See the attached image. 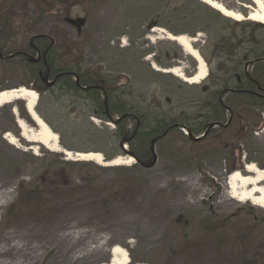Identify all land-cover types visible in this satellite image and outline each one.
<instances>
[{
    "label": "rangeland",
    "instance_id": "1",
    "mask_svg": "<svg viewBox=\"0 0 264 264\" xmlns=\"http://www.w3.org/2000/svg\"><path fill=\"white\" fill-rule=\"evenodd\" d=\"M216 1L244 16L252 7L250 0ZM181 5L183 17L176 11ZM157 28L196 38L195 47L211 59L212 77L192 84L160 71L174 67L188 76L196 65ZM242 31L235 30L241 40ZM216 32L233 30L187 0H0V91L33 88L12 52L44 34L62 60L107 75L132 106L194 121L205 106L204 88H215L235 66L213 50ZM252 32L246 31L252 41L263 38L264 29L257 26ZM132 41L134 48L128 50ZM244 69L251 73L252 66ZM262 81L264 85V76ZM43 96L37 109L58 127L71 151H109L105 136L92 133L87 122L108 130L115 128L113 122L88 118L87 103L71 93L45 91ZM229 99V94L223 97ZM226 103L235 112L228 113L230 124L223 130L203 137L178 127L156 143L150 166L137 165L126 144L121 156L134 162L110 167L66 160L64 153L26 142L17 117L31 130L38 128L25 101L0 107V195L6 201L0 207V242L15 238L42 244L35 264H106L115 245L128 253L130 264H264V209L228 198L224 191L232 171L246 174L248 162L264 168V104L256 108L240 98ZM257 126L259 135L254 134ZM6 133L17 138L15 146L4 138ZM60 169L63 184L56 188L51 174ZM34 181L44 186L40 193L32 194L29 184ZM74 251L77 260L71 261Z\"/></svg>",
    "mask_w": 264,
    "mask_h": 264
},
{
    "label": "trees",
    "instance_id": "2",
    "mask_svg": "<svg viewBox=\"0 0 264 264\" xmlns=\"http://www.w3.org/2000/svg\"><path fill=\"white\" fill-rule=\"evenodd\" d=\"M187 1L203 7L211 20L220 22L224 27L233 30V32L225 35L216 32L213 50L218 52L219 55H227L235 64L233 68L227 69L222 82L215 88L213 86L204 88L205 106L202 113L200 112L198 118L194 121L187 115L183 121H177L174 118H164L149 111H144L140 107L132 106L116 92L107 75L82 65L72 66L62 60L57 46L47 35L42 34L33 37L26 49L15 50L12 52L14 53L12 56L19 59L29 80L33 83L32 89L41 96L38 104L42 102L45 91L54 93L59 90L61 93H71L87 103L89 110L86 116L88 118L95 117L101 121L115 124L113 130H108V128L99 129L93 123L87 122L92 133L95 132V134L99 133L105 136L110 149L109 151L99 149L98 152L101 151L100 153L107 161L114 159L116 156L125 155L124 145L127 144L129 147L128 153L135 158L137 165L150 166L155 162L154 147L156 143L166 138L176 128L185 127L190 135L202 134L206 137L219 129L223 130L230 124L227 115L228 113L234 115L235 106L226 102L240 98L253 101L255 105L264 104V85L262 84V77L264 76V35L261 40L252 41L250 38L253 35H247L246 33V31H249L253 34L252 31L255 32L257 26L264 29V24H255L248 20L235 21L199 0ZM176 11L180 17L186 14L183 5L176 8ZM199 29L205 32L209 30L202 26ZM237 29L243 30L240 34L242 40L238 39L239 35L235 32ZM143 33L142 37L144 36ZM236 39L238 40L236 41ZM130 48H134V41L127 49ZM144 51L143 48L139 49L141 53L139 57H144V54H146ZM199 51L207 65L211 67V59H209L205 50L199 49ZM0 58H3V54L0 55ZM191 62L196 65L193 58H191ZM168 66L165 65L166 68ZM245 66H252L251 73L245 71ZM211 77L212 72L210 70L207 78ZM259 86H261V89ZM226 94L230 95V99L225 102L223 97ZM37 111L51 129L60 135L61 145L68 150H73L71 146L64 142L58 127L39 109ZM90 130L87 129L89 132ZM51 175H54L56 177L53 176L54 179H57L56 188L62 186L61 180L64 171L60 169V171H54ZM29 187L33 189L32 194L40 193L44 189V186L43 188H40V185L38 187L35 181L30 183Z\"/></svg>",
    "mask_w": 264,
    "mask_h": 264
},
{
    "label": "bare ground",
    "instance_id": "3",
    "mask_svg": "<svg viewBox=\"0 0 264 264\" xmlns=\"http://www.w3.org/2000/svg\"><path fill=\"white\" fill-rule=\"evenodd\" d=\"M200 1L218 10L226 17H230L234 20H252L260 24H264V0H250L252 1V7H250V11L247 16H244L239 11L225 7L222 3H219L216 0ZM157 29L165 35L166 39L178 43L184 52L196 61V70L192 76L183 75L174 67L170 69H162V71L172 73L187 83L198 84L204 81L208 77L209 70L206 61L202 58L201 54L194 45L197 39L189 37L185 34L174 36L172 33L166 32L163 29ZM155 69L158 70L159 68L155 67ZM38 98L39 95L36 91L24 86L0 91V107L12 104L16 100L25 101V108L28 116L32 121H34L38 128V130H31L23 120L17 117V125L20 128L22 138L26 140V142L40 144L42 147L52 152L64 153L66 160L79 159L81 161H93L96 164L105 167L130 165L134 162L132 157L126 159L124 157H115L113 161L105 162L102 154L99 152H79L76 153L75 156L74 153L64 150L63 147H61L58 134L55 133L35 111ZM4 138L11 145H16L17 138L13 134L6 133ZM31 148L36 153V147ZM244 172L246 174H243L238 170H234L226 177V188L224 189L225 195L228 198L234 199L240 203L250 202L252 205L264 209V168H260L254 162H248L245 165ZM4 197L5 196L3 194L0 195V207L6 203V201H4ZM73 238L75 239V237ZM42 246V244H29V242L27 243L25 240L15 238H12L11 242L7 244H2L0 242V264H35L39 255H42V253L39 252ZM111 255L112 260L106 264H130L128 253L119 245L112 247ZM5 256H10L11 259H4L3 257ZM70 260H77L75 251L71 255Z\"/></svg>",
    "mask_w": 264,
    "mask_h": 264
},
{
    "label": "water",
    "instance_id": "4",
    "mask_svg": "<svg viewBox=\"0 0 264 264\" xmlns=\"http://www.w3.org/2000/svg\"><path fill=\"white\" fill-rule=\"evenodd\" d=\"M174 36H177V35H180V34H173ZM161 71V70H160ZM26 106H27V102H26ZM16 111V112H15ZM35 111L37 112V108L35 107ZM13 112H14V114H17V110L15 109V108H13ZM37 114L39 115V113L37 112ZM40 116V115H39ZM40 118L42 119V117L40 116ZM62 147V146H61ZM63 149L64 150H66V151H70V150H67L66 148H64L63 147ZM70 152H72V153H74V155L76 156V153H78V152H73V151H70ZM87 153H89V152H87ZM103 156V155H102ZM103 159H104V161L105 162H108L105 158H104V156H103ZM74 161H81V160H79V159H76V160H74ZM110 161H113V160H110ZM112 260V258L110 259V261ZM109 261V262H110Z\"/></svg>",
    "mask_w": 264,
    "mask_h": 264
},
{
    "label": "flooded vegetation",
    "instance_id": "5",
    "mask_svg": "<svg viewBox=\"0 0 264 264\" xmlns=\"http://www.w3.org/2000/svg\"><path fill=\"white\" fill-rule=\"evenodd\" d=\"M258 106H259L258 104L255 105L256 108H258ZM254 134H255V135H259V132H258V126L256 127V130L254 131ZM259 166H260V167H263L262 164H259Z\"/></svg>",
    "mask_w": 264,
    "mask_h": 264
}]
</instances>
